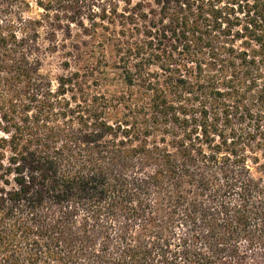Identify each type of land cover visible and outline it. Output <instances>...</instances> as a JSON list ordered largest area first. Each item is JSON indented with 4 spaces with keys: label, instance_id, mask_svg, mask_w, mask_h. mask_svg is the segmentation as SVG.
Here are the masks:
<instances>
[{
    "label": "trees",
    "instance_id": "obj_1",
    "mask_svg": "<svg viewBox=\"0 0 264 264\" xmlns=\"http://www.w3.org/2000/svg\"><path fill=\"white\" fill-rule=\"evenodd\" d=\"M0 264H264V0H0Z\"/></svg>",
    "mask_w": 264,
    "mask_h": 264
},
{
    "label": "rangeland",
    "instance_id": "obj_2",
    "mask_svg": "<svg viewBox=\"0 0 264 264\" xmlns=\"http://www.w3.org/2000/svg\"><path fill=\"white\" fill-rule=\"evenodd\" d=\"M51 60H54V58L51 59ZM53 62H54V61H53ZM47 70L50 71L51 73H55V72H56V69L54 68L53 65H49V66L47 67Z\"/></svg>",
    "mask_w": 264,
    "mask_h": 264
}]
</instances>
